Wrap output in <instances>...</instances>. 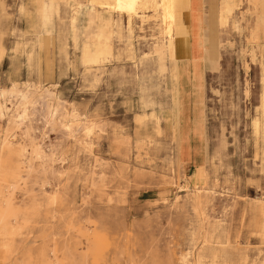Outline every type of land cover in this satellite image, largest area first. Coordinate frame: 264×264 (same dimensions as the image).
Instances as JSON below:
<instances>
[{"label":"rangeland","instance_id":"374dc122","mask_svg":"<svg viewBox=\"0 0 264 264\" xmlns=\"http://www.w3.org/2000/svg\"><path fill=\"white\" fill-rule=\"evenodd\" d=\"M56 2L37 18L0 0V264H264V35L199 0L206 56L182 62L192 0H175L173 41L147 12L133 55L115 38L90 68L95 15ZM252 13L264 24V0Z\"/></svg>","mask_w":264,"mask_h":264},{"label":"bare ground","instance_id":"6f19581e","mask_svg":"<svg viewBox=\"0 0 264 264\" xmlns=\"http://www.w3.org/2000/svg\"><path fill=\"white\" fill-rule=\"evenodd\" d=\"M30 1L31 3H33L32 5L34 6L35 14L38 16L41 6L43 2H45L46 0H38V1L30 0ZM241 1L242 0H240V2ZM60 2L62 3V5L69 4L70 8L72 7L71 3L73 2H75L76 4L77 3H80V4L87 3L89 6H91L94 9L97 22L99 21L98 16L101 10H104L110 14V22H111L110 30L105 32L103 29L99 27L97 35L93 36L90 44L86 46L85 56L87 58H86L85 63L90 68L94 66H101L106 61L110 60L113 57L114 54H113L112 48H113V40L115 39L114 29H117V39L124 44L125 50L128 52L130 56L133 55L134 48L131 43L132 42L131 34L134 32L133 22L136 20L137 16L146 14L147 12H153L150 18H154V20H156V25L161 26L162 28L161 30L163 31V37L165 40L171 42L173 41V39H175V19H174L175 0H113V3L106 4V5L97 3L94 0H85V2H82L80 0H60ZM198 2L199 0H192V9H191V14H190V18H191L190 31H191L192 46H193L192 54H193V59H194V62L196 63L195 64L196 66H198V61L204 55V47L201 44L202 35H201V29H200V22L202 19V14L200 10L197 8ZM240 2L239 1L233 2L234 4L232 5V11H233L232 13H234V15L237 16L238 20H240L241 22H244V25L241 23L243 26L242 30L248 32L249 42L257 45L258 42L261 40L259 31L256 25L257 18L253 17V19H251V16L249 15L248 11H252V9L257 8L258 0H243V6H246L248 17L243 15L242 12H240L241 7H242ZM23 10H25V8H23ZM125 20L126 22L124 23ZM193 69H195V67ZM261 83H262V86H261V93L259 97V106H258L260 117L255 118L253 121V130L257 137L261 136L263 129H264L263 128L264 126V79H262ZM196 87H197V84L195 83L194 91L196 90ZM28 96L25 94L21 96L20 105L23 108L21 109V107H17L18 111L17 113H15L16 118L22 119L24 117L23 115L24 112H27L25 111L26 105L29 103L30 100H32V99L28 100L29 99ZM51 96H52V93H51ZM19 108L21 109L22 113L19 111ZM2 111H3L2 106L0 105V115L2 114ZM90 131L91 130L87 128V133H90ZM0 169L2 170V168Z\"/></svg>","mask_w":264,"mask_h":264},{"label":"crops","instance_id":"0c3cea01","mask_svg":"<svg viewBox=\"0 0 264 264\" xmlns=\"http://www.w3.org/2000/svg\"><path fill=\"white\" fill-rule=\"evenodd\" d=\"M46 1H49V0H46ZM45 1V2H46ZM100 2H111V3H113V0H99ZM243 1V0H242ZM45 2H43V3H45ZM224 2H225V4H224V6H225V10H226V12H227V14H229V16H222V24H225L224 22H227V21H229V17H230V13H229V10L231 9V7H232V4H230V3H228V0H224ZM87 4V3H86ZM56 9H57V11H58V14H57V16H59L60 15V12H61V8H62V3L60 2V0H57V2H56ZM71 5H72V7L73 6H82L83 4H80V3H75V2H73V3H71ZM63 7H67V6H63ZM82 10H88V11H90V12H92L94 15H95V11H94V9L91 7V6H89V5H83V7H82ZM72 12V11H71ZM253 9H252V11H248V13H249V15L251 16V19H253V17H256L257 18V22H256V25H257V28H258V31H259V35H260V38L262 39V37H263V35H264V24H262V25H260V22H259V19H258V17H257V15H253ZM39 17V15L37 16V18ZM106 18H108V15H106ZM190 20H191V18H190ZM224 21V22H223ZM201 23V22H200ZM40 25V24H39ZM94 28H93V35H92V37L93 36H95V35H97V33H98V30H99V27H100V24H98V22H97V20H96V15H95V19H94ZM70 27H71V19H70ZM38 28H39V26H38ZM190 29H191V21H190ZM200 29H201V24H200ZM133 34H134V32L131 34L132 35V39H133ZM201 35H202V33H201ZM114 37L117 39V29H114ZM190 38H191V44H192V37H191V31H190ZM132 43V42H131ZM204 47V46H203ZM112 51H113V48H112ZM192 51H193V46H192ZM204 57L206 56V50H205V47H204V55H203ZM210 58H211V60L210 61H208V60H205V62H204V65H207V66H210L213 62V58H212V56H210ZM202 59V58H201ZM200 59V60H201ZM199 60V61H200ZM193 61V54H192V57L191 58H189V59H184L182 62H192ZM198 61V62H199ZM141 62H146L147 63V66H148V68L150 69L151 68V63H150V61L148 60V59H146L144 56L141 58Z\"/></svg>","mask_w":264,"mask_h":264}]
</instances>
